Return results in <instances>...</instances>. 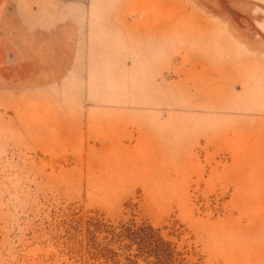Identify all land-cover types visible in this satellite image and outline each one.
<instances>
[{
  "label": "rangeland",
  "instance_id": "374dc122",
  "mask_svg": "<svg viewBox=\"0 0 264 264\" xmlns=\"http://www.w3.org/2000/svg\"><path fill=\"white\" fill-rule=\"evenodd\" d=\"M120 4L0 0V264H264V0Z\"/></svg>",
  "mask_w": 264,
  "mask_h": 264
},
{
  "label": "crops",
  "instance_id": "0c3cea01",
  "mask_svg": "<svg viewBox=\"0 0 264 264\" xmlns=\"http://www.w3.org/2000/svg\"><path fill=\"white\" fill-rule=\"evenodd\" d=\"M111 1H113V6H114V8L111 9L112 12H105L104 14H101V15L114 16V17L126 16L128 14L131 15L132 12L130 13V11H131L130 9L126 10V8L121 7L120 3L123 0H111ZM86 15L94 16L95 13L92 12V13H90V14L88 13ZM213 17H216V16H213ZM224 22L225 21L221 20L217 23L220 26L221 30L224 31L223 34H225V31L229 32L228 38H229V41L231 42L230 48H232L233 51L237 50L238 54L236 57L240 58L239 60L236 58V60H238V62H239L238 66H242L243 64H245L244 61L248 62L247 59H258V60L264 61V49L263 48H261L262 50H259V49L255 48L254 46L251 45L252 42L249 43L248 41H244V38L240 39L239 36L233 34V32L229 29V27ZM233 27H234V25H233ZM246 32H248V31H246ZM245 40H247V37L245 38ZM262 43L263 42H261V44ZM262 45H264V44H262ZM263 72H264V67L262 66L260 69H258V73H263ZM257 76L258 75L252 76V77L250 76L248 78H245L244 80L245 81H247L248 79L251 80Z\"/></svg>",
  "mask_w": 264,
  "mask_h": 264
}]
</instances>
